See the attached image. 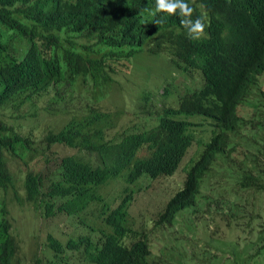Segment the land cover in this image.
<instances>
[{"label":"trees","instance_id":"trees-1","mask_svg":"<svg viewBox=\"0 0 264 264\" xmlns=\"http://www.w3.org/2000/svg\"><path fill=\"white\" fill-rule=\"evenodd\" d=\"M186 2L193 9L190 18L205 23L195 39L176 12L156 11V0H0V108L11 120L0 118V264H15L21 248L11 205L28 204L45 218L65 213L89 227L65 243L47 234L55 257L69 251L92 264H164V249L153 254L144 233L128 241L134 233L129 223L134 192L127 183L142 174L172 176L190 147L203 141L155 227L170 225L178 212L194 206L215 232L233 231L236 239L243 231L250 238L258 228L264 232V223L253 226L264 214L258 208L264 200V0ZM13 37L16 45L9 42ZM153 56L167 57L186 75L196 72L200 86L177 96L173 105L156 106L157 91L146 90L145 83L137 97L145 103L131 107V119L116 129L121 116L106 101L115 76L138 63L143 68L137 60ZM154 72L159 83L166 81L164 73ZM163 89V97L173 95ZM51 95L55 109L44 106ZM26 106L64 119L41 131L38 125L23 126L20 120L31 115ZM181 113L208 117L211 133L194 137L188 128L202 121L175 118ZM148 119L154 120L149 127ZM56 146L73 151L49 176L29 165L38 147L53 153ZM10 157L26 166L22 197ZM116 179L126 183L111 207L118 196H103L101 189ZM263 251L264 244L258 245L251 255Z\"/></svg>","mask_w":264,"mask_h":264},{"label":"rangeland","instance_id":"rangeland-1","mask_svg":"<svg viewBox=\"0 0 264 264\" xmlns=\"http://www.w3.org/2000/svg\"><path fill=\"white\" fill-rule=\"evenodd\" d=\"M9 33L15 34L16 32L9 30ZM3 38L4 40L9 39L6 35ZM79 41H82V39L79 38ZM9 42L11 45L14 44L11 40ZM137 61L143 63V68L135 64L129 72L116 75V78H114L116 82L110 86L112 87L111 91L106 96L108 106L110 105L115 110L117 109V115L121 116V122L115 125L116 129L120 128L119 125L125 123L124 121L127 118H130L131 115H129L128 111L131 107H133L132 110H137L139 104L145 103L137 98L139 92L144 89L145 83H149V88L146 90L157 91L152 100L156 106L162 102V105H169V101H171L170 105H173L177 96L187 93L201 84L196 72L192 75L180 72L174 68L165 56L159 58L154 56L146 57ZM154 66H158L159 71L166 73V81L159 83L157 78H152L150 73L154 71ZM151 85H156V87L151 89ZM163 87L166 88L167 92L171 91L173 95H169L168 98L163 97ZM121 93L124 94V97L121 96ZM51 98L52 95L44 106L55 109L57 105L52 103ZM25 109L31 115L29 118H22L20 120L21 124L23 126L28 124L30 126L38 125V131H41L44 127L57 126L64 119L61 113L53 112L54 114L47 115L39 108L36 109L35 113H33L34 109L32 107L26 106ZM120 110L124 112H119ZM187 116L181 113L177 114L175 118L181 119L187 118ZM188 117L202 121L199 125L188 128V131H192L194 137H197L195 135H200L204 130H208V135L211 133L208 117L198 114ZM0 118L5 123L11 121L7 113L1 108ZM153 123V119H148L144 122L145 126L148 127L153 125ZM205 142L203 141L200 146L194 143L190 147L187 155L184 159L182 158L176 169L177 171L172 176L152 179L150 176L142 174L137 181L130 184L129 190L133 191L134 194L129 205V223L134 233L128 241H133L137 239L140 233H144L147 235L149 242H151L153 254L159 253L160 249H164V252H167L162 254L164 264H264V251L256 256L251 255L258 245L264 244V232H258L259 228L255 232V237L252 238L247 237L249 232L245 231L241 232L242 235H240L239 239H236L238 233L233 231L226 232L221 230L215 232L209 228L212 227L211 222L201 212H195L194 206H187L178 212L170 225L164 224L160 228L153 225L154 219L163 209L165 202L182 186L187 170L199 156L198 153L200 154L202 151ZM37 150L36 157L31 160L28 159V163L45 175L48 173V176L53 172L59 159L73 151L72 148H61L60 146H56L53 153H44L39 150V147ZM10 160L13 174L16 178L17 195L22 197L24 194L22 177L26 166L25 164L19 165L18 161L13 157H10ZM46 179L47 181L49 180L48 177ZM122 186L123 182L121 179L111 180L108 185H103L101 189L103 196L107 192H112L118 196L114 200L109 201L111 207H114L119 202L122 196ZM208 192H210V189ZM10 194L12 195V191ZM262 196L264 198V194ZM14 199L16 200V198ZM257 199H255V202L258 201ZM262 201L263 204L258 205V208L263 210L264 200ZM11 207L13 209L12 230L21 245L15 264H92L84 259L83 254L76 252L68 251L64 253L63 258L52 256L53 252L46 246L47 234H53L65 243L69 239H74L80 234L89 232V227L84 226L75 216L57 213L54 217L45 218L43 215L36 214L30 204L22 207L11 205ZM205 216L207 217V215ZM99 222L104 230H109L101 223L100 219ZM263 223V213L261 217H256L253 220V226L255 227Z\"/></svg>","mask_w":264,"mask_h":264},{"label":"clouds","instance_id":"clouds-1","mask_svg":"<svg viewBox=\"0 0 264 264\" xmlns=\"http://www.w3.org/2000/svg\"><path fill=\"white\" fill-rule=\"evenodd\" d=\"M155 9H156V11L163 10V11L169 13V14L176 12L177 15L181 16L182 19H181L180 23L187 29V32H188V34L190 35L191 38H194V39L198 38V36L201 33H203V31H204L205 23L203 22L202 18L197 17L195 20L190 18L193 9L189 6V4L186 2V0H156ZM177 10H178V12H177ZM11 41L14 42L13 45H16L14 37H13V40H11ZM154 68H155V72L164 73L166 75V73L164 71H159L158 70V66H154ZM155 72L153 74H155ZM166 77H167V75H166ZM196 88H198V87H196ZM194 89L195 88L191 89L190 91H192ZM121 181L123 182V185L126 183L122 179H121ZM127 184L130 185L131 183H127ZM164 206H165V204H164ZM158 214H157V216H158ZM39 215L41 216V214H39ZM155 219H154V221H155ZM153 225L155 226V222H154ZM52 256H53V254H52ZM47 263H48V260H47Z\"/></svg>","mask_w":264,"mask_h":264}]
</instances>
